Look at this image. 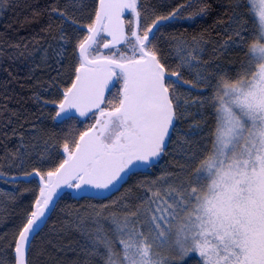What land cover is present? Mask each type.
Returning <instances> with one entry per match:
<instances>
[{
  "label": "snow or ice",
  "instance_id": "6c2138e0",
  "mask_svg": "<svg viewBox=\"0 0 264 264\" xmlns=\"http://www.w3.org/2000/svg\"><path fill=\"white\" fill-rule=\"evenodd\" d=\"M236 6L246 11L230 18L222 47H239L246 59L226 73L200 59L202 37H172L175 51L186 53L182 65L196 67L195 80H186L169 69L160 37L171 21L206 14L205 0H185L151 23H142L150 11L146 0H98L82 29L87 34L76 43L69 86L52 101L60 125L94 122L63 141L65 158L56 167L36 173L39 194L18 232L16 264H27L30 239L63 189L77 195L118 191L125 177L154 166L177 131L178 108L189 104L179 89L200 91L201 85L211 95L191 103L212 109L209 143L188 149L178 185L168 183L171 174L150 182L167 188L163 194L159 187L145 190L152 203L146 221H140L139 207L122 218L112 213V236L98 228L90 244L104 249V264H190L193 256L196 264H264V0H236ZM126 12L132 19L125 21ZM211 67L214 72L207 71ZM194 128L189 135L200 134Z\"/></svg>",
  "mask_w": 264,
  "mask_h": 264
},
{
  "label": "trees",
  "instance_id": "16d2710c",
  "mask_svg": "<svg viewBox=\"0 0 264 264\" xmlns=\"http://www.w3.org/2000/svg\"><path fill=\"white\" fill-rule=\"evenodd\" d=\"M184 2L146 0L150 11L142 23H151L155 15H166ZM205 3L206 14L195 20L171 21L160 37L169 69L180 71L186 80H195L196 67L182 65L180 57L186 53L175 51V45L169 43L172 37H183L189 42L193 36L202 37L200 59L219 65L226 73L237 71L246 59L243 49L222 47L229 36L226 28L230 18L246 9L237 7L236 0ZM97 7L98 0H0V264H16L18 232L39 194L38 178H15L34 172L42 174L56 167L65 158L63 141L94 122L79 118L60 125L54 119L57 109L52 101H58L62 90L69 86L78 63L76 43L87 34L82 29L91 23ZM53 9H59L68 19H62ZM197 10L198 6L187 9L184 15ZM129 19L132 17L127 14L125 21ZM200 88L179 89V98L189 104L178 108L177 131L154 166L138 170L109 197L77 195L71 189L61 194L63 198L58 199L39 234L30 242L28 264H104L100 254L104 249L97 252L90 240L98 228L112 236L111 214L122 218L139 207L140 221L148 219L152 203L145 190L159 187L163 194L167 188V183L153 186L150 182L171 174L168 183L178 185L186 175L181 166L187 164L184 156L188 149L197 151L209 143V129L214 124L212 109L207 103L202 108L191 103L211 95L204 85ZM116 91L112 89L113 93ZM196 125L200 134L189 135L196 131ZM105 205L108 207L104 208ZM190 264H196L194 256Z\"/></svg>",
  "mask_w": 264,
  "mask_h": 264
},
{
  "label": "water",
  "instance_id": "95a60500",
  "mask_svg": "<svg viewBox=\"0 0 264 264\" xmlns=\"http://www.w3.org/2000/svg\"><path fill=\"white\" fill-rule=\"evenodd\" d=\"M127 14H129V13H125V15H124V19H125V16L127 15ZM107 95V94H106ZM81 119H86V118H81ZM167 148V147H166ZM162 156H163V154H162ZM161 156V157H162ZM161 157L156 161V163L161 159ZM155 163V164H156ZM150 167H152V166H150ZM150 167H145V168H142V169H140V170H144V169H147V168H150ZM33 177H36V178H38L39 179V181H40V176L38 175V174H36V172H34V173H32V175H28V176H20V177H17V178H15V179H31V178H33ZM127 178L128 177H125V180H127ZM124 184V183H123ZM119 187V190L122 188V187H120V186H118ZM67 188H65V189H63L62 191H61V193H60V195L66 190ZM72 190V189H71ZM118 190V191H119ZM73 191V190H72ZM118 191H116V190H111V191H103V192H99L98 193V190H92L91 192H89V193H85L84 195H89V196H94V197H98V198H105V197H109V196H111V195H113V194H115L116 192H118ZM74 192V191H73ZM75 193V192H74ZM59 199V198H58ZM58 199H57V201H58ZM57 203V202H56ZM56 205V204H55ZM55 205L53 206V208L55 207ZM53 210V209H52ZM51 212V211H50ZM50 212L49 213H47V217H48V215L50 214ZM43 226V224H41V226H40V228L39 229H37V232H39L40 231V229H41V227ZM36 234H34L33 236H35ZM33 236L31 237V239H30V242H31V240H32V238H33ZM30 246V245H29ZM28 251H29V247H28V249H27V252H26V260H27V258H28ZM27 264H28V262H27Z\"/></svg>",
  "mask_w": 264,
  "mask_h": 264
}]
</instances>
